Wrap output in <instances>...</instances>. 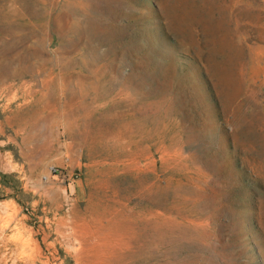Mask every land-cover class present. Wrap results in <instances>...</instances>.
<instances>
[{
  "label": "rangeland",
  "instance_id": "obj_1",
  "mask_svg": "<svg viewBox=\"0 0 264 264\" xmlns=\"http://www.w3.org/2000/svg\"><path fill=\"white\" fill-rule=\"evenodd\" d=\"M8 73L0 264H264V0H0Z\"/></svg>",
  "mask_w": 264,
  "mask_h": 264
},
{
  "label": "bare ground",
  "instance_id": "obj_2",
  "mask_svg": "<svg viewBox=\"0 0 264 264\" xmlns=\"http://www.w3.org/2000/svg\"><path fill=\"white\" fill-rule=\"evenodd\" d=\"M10 73H8L7 75H2V78H0V89L1 90H6L7 91V89H8V87H7V85H5L6 84V82L7 81H9V80H11L12 78H14L15 77V75L13 74V73H11V75H9ZM9 75V76H8ZM31 92V91H30ZM1 94V93H0Z\"/></svg>",
  "mask_w": 264,
  "mask_h": 264
}]
</instances>
